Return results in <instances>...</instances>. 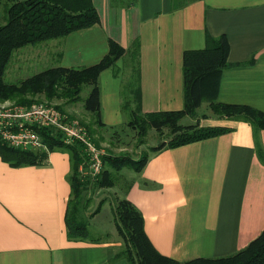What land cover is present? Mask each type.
<instances>
[{"label":"crops","instance_id":"obj_1","mask_svg":"<svg viewBox=\"0 0 264 264\" xmlns=\"http://www.w3.org/2000/svg\"><path fill=\"white\" fill-rule=\"evenodd\" d=\"M91 2L97 23L30 51L34 64L46 68H82L106 55L109 40L125 50L99 73L103 125L86 123L93 137L132 119L138 91L141 114L181 109L183 51L205 47L207 35L225 34L229 43L231 65L220 72L215 101L264 111V0ZM197 114L184 116L185 124L198 120L231 130L150 152L141 170L123 178L127 183L116 196L142 213L152 245L179 261L233 254L264 229V162L255 145L257 136L264 151V129L254 135L245 121ZM70 172L62 148L25 165L10 164L0 153V264H128L115 257L122 243L115 227V236L107 230L101 237L68 238Z\"/></svg>","mask_w":264,"mask_h":264},{"label":"trees","instance_id":"obj_2","mask_svg":"<svg viewBox=\"0 0 264 264\" xmlns=\"http://www.w3.org/2000/svg\"><path fill=\"white\" fill-rule=\"evenodd\" d=\"M98 21V14L91 0H8L4 4L3 22L0 23V100L29 104L39 101V97L43 96L48 103L54 98H67L74 102L80 99L83 86L88 85L90 90L84 101V109L93 115L96 124L102 126L98 76L102 69L113 65L125 52L113 40H109L106 55L94 65L82 68L47 67L17 83H10L4 79L5 70L15 50L63 37L71 31L88 27ZM228 52L229 43L225 34L214 37L207 35L205 47L183 51L184 102L181 109L141 114L138 91V105L129 125L142 135L147 128L161 131L163 127H168L170 132V138L151 146L150 152L231 130L222 126L180 123L184 116H196L197 109L203 102H207L211 110L221 117L247 122L252 127L254 135L264 129V111L246 104L215 101L220 72L231 65L228 61ZM54 105L63 111L61 104ZM83 124L89 131L88 125ZM39 131L47 149L13 148L0 140V153L10 164L25 165L44 162L47 152L54 148L67 150L71 161L69 175L71 196L65 214L67 236L69 239H89L91 237L89 219L99 207L92 212L88 211L91 197L85 196L84 191L88 186H92L93 190L113 186L115 181L111 176L112 169L119 171L124 166H129L135 171L141 170L148 154L137 159H132L126 154L104 155L103 163L108 164V167L103 166L101 173L96 177H83L78 170L85 157L83 146L77 142L64 143L61 133L52 128H40ZM255 145L258 157L264 162V151L257 136ZM101 204L102 200L99 206ZM111 212L114 227L122 241L115 257L126 259L128 264H264V229L246 247L233 254L179 261L160 253L152 245L144 230L142 213L128 198H116L111 206Z\"/></svg>","mask_w":264,"mask_h":264},{"label":"rangeland","instance_id":"obj_3","mask_svg":"<svg viewBox=\"0 0 264 264\" xmlns=\"http://www.w3.org/2000/svg\"><path fill=\"white\" fill-rule=\"evenodd\" d=\"M8 0H0V23L3 22V9L4 4ZM32 45L23 46L14 51L8 66L4 73V79L10 83H17L20 80L36 73L44 68L42 63L34 64L35 61H32L34 53L30 51L32 49ZM30 63V64H29ZM18 67V68H17ZM90 86H83L80 92V99L74 102L69 101L67 98L53 99L51 101L52 104H61L62 109L65 113L71 114L79 120L81 123H95L93 117L89 115L84 109V101L89 93ZM41 96V95H40ZM46 99L41 96L39 97V101H45ZM46 102V101H45ZM14 103L12 100H0V104H8ZM197 113V112H196ZM67 114V115H68ZM211 114L216 116L211 108L203 104L200 107L198 112V118L202 117V115ZM129 120L126 119L125 123L119 125V127H105L104 130L107 133L99 132L94 135H91L92 139H96L95 142L97 146L102 149L104 155H119L126 154L130 156L132 159L140 158L144 154L150 153V148L153 145H156L161 140H168L170 138V132L168 127H163L161 131L155 130L154 128H147L146 132L142 134H138L137 129L130 127ZM180 123L185 124L186 118H182ZM194 123H198V120ZM193 124V123H191ZM98 125V124H97ZM100 126V125H98ZM93 139V140H94ZM103 159V157H102ZM105 167H108V164L103 163ZM125 168L121 170L122 172L111 170V176L116 183V187L113 188H94L92 186H88V189L84 191L85 196H90L91 200L89 203L88 211L92 212L93 210L99 207L100 212L93 219H89V230L90 234L95 236H104V233L108 231V234L114 233V225L112 219L111 206L115 203L116 196L119 194L121 187H124L127 183L126 180H123L124 177H127L130 171H133L131 167L124 166ZM124 175V176H123ZM102 200V207L99 206L100 201ZM101 207V209H100ZM98 210V211H99ZM97 211V212H98ZM96 212V213H97ZM98 223L100 230H94V223ZM107 234V235H108ZM115 236V233H114ZM119 250V249H118ZM117 250V251H118Z\"/></svg>","mask_w":264,"mask_h":264},{"label":"built area","instance_id":"obj_4","mask_svg":"<svg viewBox=\"0 0 264 264\" xmlns=\"http://www.w3.org/2000/svg\"><path fill=\"white\" fill-rule=\"evenodd\" d=\"M59 131L66 144L83 146L85 157L78 170L83 177H96L103 169V151L93 141L86 126L68 116L54 104L34 101L29 104H0V140L13 148L47 149L40 128Z\"/></svg>","mask_w":264,"mask_h":264}]
</instances>
